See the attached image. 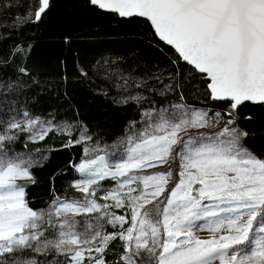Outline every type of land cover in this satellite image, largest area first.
Wrapping results in <instances>:
<instances>
[{
	"label": "snow or ice",
	"instance_id": "snow-or-ice-1",
	"mask_svg": "<svg viewBox=\"0 0 264 264\" xmlns=\"http://www.w3.org/2000/svg\"><path fill=\"white\" fill-rule=\"evenodd\" d=\"M90 3L120 17L146 18L206 80V95L229 103V117L245 101L264 104V0ZM38 4L37 21L49 0ZM142 122L122 141L118 159L96 155L77 165L83 179L74 186L83 199L57 198L45 213L28 206L18 183L32 179L31 163L9 156L4 142L15 139L12 129L43 140L51 122L26 119L22 127L13 119L0 133V264H37L24 258L28 253H52L66 264H107L104 254L117 240L118 264H141L143 257L149 264H264V160L241 143L248 133L230 127L232 118L214 133L191 134L211 122L207 112L182 103L149 110ZM90 151L100 149L85 148V155ZM105 180L114 184L99 203ZM102 221L117 231L103 232Z\"/></svg>",
	"mask_w": 264,
	"mask_h": 264
},
{
	"label": "trees",
	"instance_id": "trees-1",
	"mask_svg": "<svg viewBox=\"0 0 264 264\" xmlns=\"http://www.w3.org/2000/svg\"><path fill=\"white\" fill-rule=\"evenodd\" d=\"M27 4V0H0V82L26 109L74 120L100 142L115 140L139 116L133 103H117L114 90L97 74L100 62L113 60L125 71L146 77L156 73L165 83L160 95L166 92L168 99L175 97L224 117L228 103L209 101L205 81L157 39L146 20L102 12L87 0H51L41 19L30 23L25 20ZM150 96L148 103L161 104L159 95ZM233 118L234 125L248 133L241 140L243 146L264 160V104L244 103L234 110ZM34 147L49 153L33 169L34 182L25 187L28 206L39 210L56 197H74L66 186L82 146L51 132L28 145ZM120 254L117 240L104 259L118 264Z\"/></svg>",
	"mask_w": 264,
	"mask_h": 264
},
{
	"label": "rangeland",
	"instance_id": "rangeland-1",
	"mask_svg": "<svg viewBox=\"0 0 264 264\" xmlns=\"http://www.w3.org/2000/svg\"><path fill=\"white\" fill-rule=\"evenodd\" d=\"M27 11L25 14V20L29 21L30 23H33L34 20V13L37 9L38 3L37 0H27ZM33 8V9H29ZM181 62V61H180ZM97 74L99 75V78L101 81H103L105 84H107L109 87H111L114 90V93L116 94L115 101L120 104L131 102L136 106V114L138 117V120L136 121H130L124 130V133L116 138L115 140L111 142H100L96 139H94L91 134L86 130V128L75 122L74 120L69 119H62L57 118L49 114L40 115L38 113H35L33 111H30L26 109L21 103H18L16 99H12L9 95V86L5 85L0 82V133H4L5 129L7 128V125L15 119L16 121L20 122L22 127L26 121V119H39V121L47 125L49 122H51L52 130L48 133H55L58 135L66 136L69 140V143H75L82 146V156L80 160L73 166V176L70 179V181L67 183L66 191L71 192L72 194H75L74 197L70 198H60L56 197L53 199L48 205H46L44 208L39 210H34L37 212H48L49 209L53 206V202L59 198V200H77V199H83V195L81 192L77 190V188L74 186L78 181L83 179L81 174L77 171V165L81 163L82 160L85 159H91L94 158L96 155H105L108 154L111 160H116L119 158L120 152L122 151V141L125 140L126 136L133 133V132H139L141 128L143 127L142 122V116L145 112L155 109H165V108H171L174 104H181L183 101L180 99H168L166 98L169 96L166 92H162L161 95L158 93L160 89H164L165 83H163L161 80H159V76L154 74L152 77H146L142 76L140 74L133 73L131 71H125L122 67L118 66L115 61L113 60H105L103 62H100L97 65L96 68ZM161 85V86H160ZM206 86V82H205ZM206 88V87H205ZM207 91V90H206ZM150 95H153L154 98L158 95L160 96L159 102L161 104L157 106L155 102L148 103L146 101V98L148 99L151 97ZM167 95V96H166ZM133 97L139 98L132 99ZM210 101V100H209ZM228 103V102H227ZM183 104V103H182ZM186 105V104H184ZM192 109L197 110H203L207 112L208 119L211 122L209 127L201 128V129H193L191 130V134H195L197 132L200 133H214L216 131H219L221 128H223L226 124V122L229 119H232L233 117H229L228 113L230 111H233L228 103V106L224 109L223 115L221 116L219 120H216V113H219L218 111H212L211 109L199 107L195 108L191 105H187ZM24 113H27V117L24 116ZM39 127V126H37ZM230 127L236 128L239 130L234 124L230 125ZM9 135H13L15 137L12 141H5L4 142V151L8 153L9 156L15 157L21 160L28 161L31 163V167L28 169L32 179L31 180H24V181H18V183H22L25 187L26 185L34 182L35 176L33 173V169L36 167H39L42 165L45 160L47 159V154L49 153L47 149H40L39 147H34V149H29L28 145L31 143H38L42 140H33L30 139V137L33 135V132L31 131H21L17 129H12L8 131ZM82 137L90 139H81ZM77 141H80L77 143ZM88 148L90 150L93 149H100V151H90L87 155H85L84 149ZM116 153V156H111L112 153ZM163 169H151L149 171H161ZM114 182L111 180H105L101 181V190L97 192V202L103 203L104 201H101L99 197H102L105 194V191L108 190L113 186ZM110 211H114L117 215L126 214L124 209H111ZM102 223H104L102 221ZM105 233H112L114 231H117V229L113 228L111 225L104 223V227L102 229ZM202 237H206V233H200ZM51 238V236H49ZM119 241V240H118ZM121 244V242L119 241ZM121 248V247H120ZM122 251V250H121ZM24 258H31L35 259L37 261V264H56L57 261H61L62 263L63 258L54 256L52 253H48L46 255H40L37 253H28L27 257ZM66 264V262H65ZM141 264H149L148 258L143 257L141 259Z\"/></svg>",
	"mask_w": 264,
	"mask_h": 264
},
{
	"label": "water",
	"instance_id": "water-1",
	"mask_svg": "<svg viewBox=\"0 0 264 264\" xmlns=\"http://www.w3.org/2000/svg\"><path fill=\"white\" fill-rule=\"evenodd\" d=\"M50 1L51 0H49V3H50ZM89 3H90V0H87ZM37 3H38V0H37ZM91 4V3H90ZM92 5V4H91ZM92 6H94V5H92ZM38 7H39V4H38V6H37V9L36 10H38ZM94 7H96L97 9H99L97 6H94ZM35 10V11H36ZM100 11H102V12H105V13H113V12H110V11H106V10H101V9H99ZM47 11V10H46ZM46 11H45V13H46ZM44 13V14H45ZM44 14H42V16L44 15ZM113 14H115V15H117L118 17H120L118 14H116V13H113ZM134 17H136V16H134ZM120 18H131V17H120ZM137 18H142V19H144V20H146V18H143V17H137ZM147 21V20H146ZM33 23H37L38 21L37 20H35V16H34V20L32 21ZM148 23H149V25H150V27H151V29H152V31H153V33H154V29H153V27L151 26V24H150V22L149 21H147ZM155 34V33H154ZM155 36L157 37V39L162 43V44H164L165 46H167V47H169L171 50H172V52H173V54L181 61V62H183L184 64H186V62H184L183 60H182V58H179V56H178V53H176V51L174 50V48L172 47V46H170V45H167V43L166 42H164V41H162V40H160L159 39V37H158V35H156L155 34ZM187 65V64H186ZM190 69H191V67L192 66H190V65H187ZM196 74H198V75H200L198 72H196ZM204 80V79H203ZM205 82H206V80H204ZM206 90L208 91V89H207V82H206ZM209 100L211 101V102H227V101H215V100H212L211 98H210V96H209ZM244 103H251V104H258V103H253V102H248V101H245V102H243L242 104H244ZM241 104V105H242ZM239 107V106H238ZM237 107V108H238ZM236 110V109H235Z\"/></svg>",
	"mask_w": 264,
	"mask_h": 264
}]
</instances>
